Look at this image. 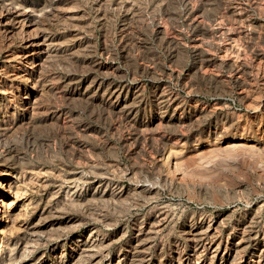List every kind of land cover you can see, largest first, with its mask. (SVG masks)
<instances>
[{
  "label": "rangeland",
  "instance_id": "rangeland-1",
  "mask_svg": "<svg viewBox=\"0 0 264 264\" xmlns=\"http://www.w3.org/2000/svg\"><path fill=\"white\" fill-rule=\"evenodd\" d=\"M0 264H264V0H0Z\"/></svg>",
  "mask_w": 264,
  "mask_h": 264
},
{
  "label": "bare ground",
  "instance_id": "bare-ground-1",
  "mask_svg": "<svg viewBox=\"0 0 264 264\" xmlns=\"http://www.w3.org/2000/svg\"><path fill=\"white\" fill-rule=\"evenodd\" d=\"M9 200V199H8Z\"/></svg>",
  "mask_w": 264,
  "mask_h": 264
}]
</instances>
